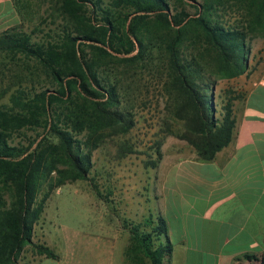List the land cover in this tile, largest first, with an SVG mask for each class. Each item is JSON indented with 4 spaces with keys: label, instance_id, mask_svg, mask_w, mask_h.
Listing matches in <instances>:
<instances>
[{
    "label": "trees",
    "instance_id": "16d2710c",
    "mask_svg": "<svg viewBox=\"0 0 264 264\" xmlns=\"http://www.w3.org/2000/svg\"><path fill=\"white\" fill-rule=\"evenodd\" d=\"M13 2L23 21L31 19V0ZM42 2L45 16L29 31L22 22L0 31V76L11 80L0 91V100L7 95L0 102V264H18L27 248L56 258L35 239L51 192L87 180L103 197L91 176L93 152L110 160L136 153L126 135L136 124L132 87L141 69L155 66L165 97L155 158L146 163L158 165L168 136L211 160L236 123L228 92L215 97L216 80L245 73L247 36H264V0ZM230 10L233 23L222 18ZM26 128L41 130L14 142ZM124 223L130 260L170 264L164 217Z\"/></svg>",
    "mask_w": 264,
    "mask_h": 264
},
{
    "label": "crops",
    "instance_id": "0c3cea01",
    "mask_svg": "<svg viewBox=\"0 0 264 264\" xmlns=\"http://www.w3.org/2000/svg\"><path fill=\"white\" fill-rule=\"evenodd\" d=\"M234 114L233 136L211 160L175 137L161 146L153 199L157 215L166 220L170 264L262 263L264 109L248 106ZM90 228L71 231L61 244L47 241L57 257L40 263L137 264L125 255L124 220H100Z\"/></svg>",
    "mask_w": 264,
    "mask_h": 264
},
{
    "label": "rangeland",
    "instance_id": "374dc122",
    "mask_svg": "<svg viewBox=\"0 0 264 264\" xmlns=\"http://www.w3.org/2000/svg\"><path fill=\"white\" fill-rule=\"evenodd\" d=\"M31 2L35 12L31 19L23 21L15 9L13 0L8 1L9 5L5 0H0V15L8 17H0V31L21 22L29 31L34 24L41 21L45 16L47 4L42 0ZM186 9L190 13L194 11L190 6H186ZM236 17L232 10L222 15L223 20L228 23L235 22ZM246 44V72L236 77L217 79L214 86L217 100L223 97L225 92L232 97L233 111L236 114H241L248 106L264 109V88L257 90L259 86H264V36L248 35ZM134 76L136 82L133 84L132 94L137 98L133 109L136 124L126 137L135 145L136 153L120 160H110L104 152L96 149L92 155L91 176L104 196H97L87 180H77L55 188L46 201L39 224L35 227V239L61 244L71 235V231H89L91 223L95 224L96 221L143 222L149 216L154 218L157 215L155 205L159 204L153 199V195L157 189L159 169L158 165L151 167L146 162L155 158L152 146L156 140L155 132L164 114L165 97L160 90L159 75L155 66L141 69V72ZM9 82L11 83L9 73L7 76H0V91L5 89ZM6 100L7 95L0 102ZM40 130L23 129L15 133L14 142L27 143ZM173 138L168 136V140ZM43 258L31 248H27L18 264H41Z\"/></svg>",
    "mask_w": 264,
    "mask_h": 264
}]
</instances>
